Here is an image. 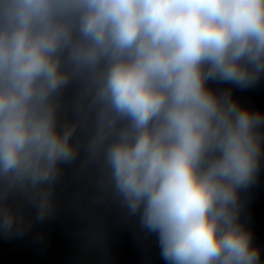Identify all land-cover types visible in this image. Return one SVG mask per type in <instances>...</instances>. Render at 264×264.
Masks as SVG:
<instances>
[{"label":"clouds","instance_id":"1","mask_svg":"<svg viewBox=\"0 0 264 264\" xmlns=\"http://www.w3.org/2000/svg\"><path fill=\"white\" fill-rule=\"evenodd\" d=\"M262 73L264 0H0V230L31 227L16 198L48 218L83 153L168 264H262L240 190L264 113L207 86Z\"/></svg>","mask_w":264,"mask_h":264}]
</instances>
